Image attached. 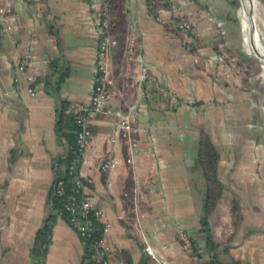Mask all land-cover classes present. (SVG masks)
<instances>
[{"label": "crops", "instance_id": "obj_1", "mask_svg": "<svg viewBox=\"0 0 264 264\" xmlns=\"http://www.w3.org/2000/svg\"><path fill=\"white\" fill-rule=\"evenodd\" d=\"M121 3L115 27L118 43L111 53L117 82L104 110L91 120L80 163L88 179L85 191L109 222V264H157L150 251L166 264H264V224L260 226L264 195L260 200L258 169L250 178L255 192L228 195L221 151L209 126L202 123L212 119L213 93L222 87L231 91L227 82L220 89L215 81L227 70L212 55L206 21L199 17L200 11L193 12L198 9L183 6L199 33L200 43L189 52L169 14L161 13L163 22H158L145 0ZM0 6L10 8L13 24L6 31L0 23V264H31L35 232L49 208L52 161L69 149L55 130L57 107L63 101L89 99L96 13L89 0H0ZM132 25L141 58L132 60L128 80L123 82L120 71ZM122 46L124 51L119 52ZM23 58L26 64L20 70ZM144 68L151 80L140 88L135 79ZM128 109L138 127L139 145L132 164L125 161L124 142L110 140L118 113ZM200 128L210 132L219 151L218 172L224 186L208 216L214 250L206 245L200 229L204 197L197 163ZM107 154L114 162L103 171L100 163ZM226 175L228 183L238 185ZM182 231L193 242V250L185 248ZM83 256L76 229L58 216L43 264H84Z\"/></svg>", "mask_w": 264, "mask_h": 264}, {"label": "rangeland", "instance_id": "obj_2", "mask_svg": "<svg viewBox=\"0 0 264 264\" xmlns=\"http://www.w3.org/2000/svg\"><path fill=\"white\" fill-rule=\"evenodd\" d=\"M171 1L175 4V7L170 5L175 15H186L194 30L196 23L183 6L188 5L187 9L190 10L198 9L193 11L196 13L200 11L199 17L201 14L202 21H206L205 25L207 24L209 34L212 36V55H215V59L227 70L225 77L221 79L217 77L215 81L218 82L217 86L220 89L222 87L220 84L224 85L227 82L231 91H223L222 87V90L217 89L215 94L213 93L209 99L214 103L210 107L212 119L210 122L204 120L202 122L213 132L218 149L221 151L220 159L223 166L221 175L225 180L226 193L230 195L229 192L236 191L243 195L245 192L248 194L254 191L255 186L250 184V178L255 177L258 169L260 174L258 190L262 200L264 195V68L253 51L251 38L257 28L264 40V0H246L245 9H243L242 0H235V3H231L232 0ZM166 13L170 15V11ZM160 14L158 17L162 19L163 16ZM175 30L182 34V45L186 51L193 52L192 48L200 42H189V34L185 30L179 27ZM215 75L212 76L215 77ZM167 94H169L168 91ZM229 100H232L231 105L228 104ZM222 103L224 104L221 105ZM228 113L232 114L231 118L222 120ZM230 133L232 138L225 139V135L228 136ZM226 174L238 185L228 183ZM199 176L204 185L201 170ZM263 214L260 211V226L264 224Z\"/></svg>", "mask_w": 264, "mask_h": 264}, {"label": "built area", "instance_id": "obj_3", "mask_svg": "<svg viewBox=\"0 0 264 264\" xmlns=\"http://www.w3.org/2000/svg\"><path fill=\"white\" fill-rule=\"evenodd\" d=\"M154 1L147 5L149 11H151L155 19L163 22L160 19L159 14L168 12L169 10L165 7L155 9L152 7ZM91 8L95 11L96 17L94 23L97 29L96 45H95V56H94V74L90 90L88 101L85 102H71L65 108V112L72 113L75 115V122L78 125V129L75 135V156L81 160L84 157L88 140L91 135L90 124L91 120L97 112L104 110L110 95H112V89L115 88L117 77L114 74L111 63V53L113 47L118 43L117 37L111 32L110 27V14H109V0H89ZM175 7V4H171ZM156 10V11H155ZM10 8L7 6H0V23L4 24L6 31H11L13 24L9 19ZM179 28L183 30H189L195 32L192 23L183 15L180 16L177 22ZM135 31L133 25L129 27L126 46H125V61L120 76L124 81L128 80L129 73L131 70L130 64L132 60L141 58V54L136 49L137 42L135 39ZM26 64V59H21L18 68L23 70ZM31 79V77H28ZM147 80H151V76L146 74V68L138 73L135 84L137 83L140 88L142 83ZM156 87L162 90L163 93H167L164 89L159 86ZM29 91L33 94L34 90L30 87ZM136 111V109H135ZM119 120L117 123V129L112 133L110 140L115 142L121 139L128 151L125 161L132 164L134 161V155L138 150V139L136 133L138 127L134 124L131 111L128 109L126 112L118 113ZM114 158L107 154L102 158L100 163V169L103 171L113 164ZM69 171L74 173V185L72 192L67 196L64 202V207L70 213L69 224L73 226L80 238L82 244L86 243V239L90 236L93 230V219L99 220L103 223V227L99 233L94 235L88 242V253L86 258V264H109V252L111 245L108 240L109 222L105 221V215L101 208L95 207L90 200V197L85 191V176L80 171V167L76 164L69 166ZM58 194L64 193L63 181L60 180L57 186ZM180 236L185 240V248L187 250H193L194 244L190 241L189 237L183 231ZM151 253L153 260L157 264H166L164 259L157 257L154 253Z\"/></svg>", "mask_w": 264, "mask_h": 264}, {"label": "trees", "instance_id": "obj_4", "mask_svg": "<svg viewBox=\"0 0 264 264\" xmlns=\"http://www.w3.org/2000/svg\"><path fill=\"white\" fill-rule=\"evenodd\" d=\"M146 4H151L154 1L152 7L155 9L165 7L170 11V23L173 24L174 30L177 29V22L180 16L184 14L175 15L174 10L170 7L172 4L171 0H145ZM122 0H109V14H110V27L111 32L115 35V27L118 23V17L120 13V7ZM231 3H235L232 0ZM149 11V9L147 8ZM156 11V10H155ZM212 12V10H210ZM150 14H153L149 11ZM187 18V17H186ZM166 25L170 23L164 22ZM177 26V27H176ZM189 35V42H199L197 31L190 32L185 30ZM198 38V40H196ZM196 46V45H195ZM192 50L195 51L196 47ZM124 51V46L120 47L119 52ZM68 102L63 101L57 107V119L55 122V130L59 139H66L69 144V149L64 154L56 155L53 158V181L50 186L47 203L48 212L42 223V225L36 230L33 244L30 248L31 264H43V259L47 250L48 243L51 239V230L58 216L63 217L69 223L70 213L64 207V202L67 196L72 192L74 185V173L69 171L71 164H76L80 167L81 160L75 156V135L78 129V125L75 122V115L72 113L65 112V108L68 106ZM219 151L211 137L210 132L204 128L199 129V141L197 149V163L201 170L204 179V197L202 204V214L200 217V229L204 232V241L210 249L214 250L216 242L212 237L211 228L208 222L209 214L215 209L222 191L223 182L219 177L218 162H219ZM62 180L64 185V193L58 194L57 186L58 182ZM73 227V226H72ZM93 230L90 236L86 239V243L82 244L84 248V264H86V258L88 253L87 242L103 227V223L99 220L93 219ZM82 243V242H81ZM193 243V242H192ZM212 261H210L211 263Z\"/></svg>", "mask_w": 264, "mask_h": 264}, {"label": "bare ground", "instance_id": "obj_5", "mask_svg": "<svg viewBox=\"0 0 264 264\" xmlns=\"http://www.w3.org/2000/svg\"><path fill=\"white\" fill-rule=\"evenodd\" d=\"M246 0H242V6H243V9H245V7H247V4L245 3ZM246 4V5H244ZM250 6L252 4H249ZM249 6V7H250ZM253 6V5H252ZM253 10V9H252ZM241 12V11H240ZM242 14V13H241ZM248 14V13H247ZM242 16V15H241ZM251 19V17H250ZM248 20V19H247ZM251 22V21H250ZM248 23V22H247ZM257 26V25H256ZM253 27V25H252ZM250 38V37H249ZM252 43H253V51L257 54V56L259 57L261 63H262V67L264 68V40L261 36V33L260 31L256 28L254 30V32L252 33ZM249 43V42H248ZM250 44V43H249ZM250 49V47H249Z\"/></svg>", "mask_w": 264, "mask_h": 264}]
</instances>
